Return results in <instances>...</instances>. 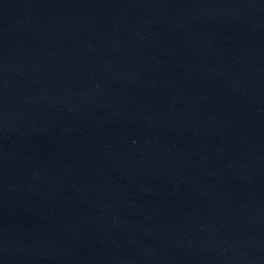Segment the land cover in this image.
<instances>
[{"label":"water","instance_id":"water-1","mask_svg":"<svg viewBox=\"0 0 264 264\" xmlns=\"http://www.w3.org/2000/svg\"><path fill=\"white\" fill-rule=\"evenodd\" d=\"M0 264H264V0H0Z\"/></svg>","mask_w":264,"mask_h":264}]
</instances>
